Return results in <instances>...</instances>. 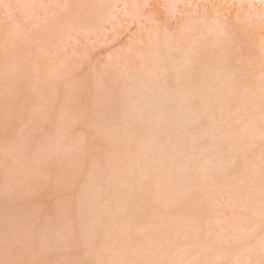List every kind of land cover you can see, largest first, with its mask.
<instances>
[{"label": "bare ground", "instance_id": "6f19581e", "mask_svg": "<svg viewBox=\"0 0 264 264\" xmlns=\"http://www.w3.org/2000/svg\"><path fill=\"white\" fill-rule=\"evenodd\" d=\"M65 4L72 7L65 10ZM261 13V0H2L0 101L6 88L7 63L8 86L19 87L31 97L29 108L38 109L35 123L28 122L30 113H26L18 126L28 125L26 137L41 128L54 136L58 94L69 83L60 77L91 74L95 78L98 71H107L114 90L105 91L100 104L109 119H127L133 129L128 135L122 134L119 142L128 148L127 155L134 163L118 170L111 189L107 184H95L87 171L79 177V187H84L98 206L97 215L108 218L105 230L119 232L120 210L127 208L141 217L143 229L156 238L155 246L139 259L172 264H243L248 260L260 264L264 252L258 179L253 186L241 168L232 172L216 167L204 174L195 192L176 202L173 193L187 186V170L195 161L185 146L183 132L188 111L178 100L175 104L169 101L176 78H185L186 50L198 45L207 65L203 71L210 74L221 51L216 47V38L220 32L225 33L228 47L240 52L242 60L238 57L240 63L232 61L224 70L250 90L241 113L247 122V128L242 126L239 132L243 142L226 145L225 151L239 154L242 162L247 153V159L254 160L258 170V128L264 118ZM42 96L47 97L46 103H40ZM136 104L146 117L154 118L152 123L132 118ZM41 115L49 118L41 120ZM87 134L95 135L90 129ZM161 136L167 144L155 143L145 151L152 137ZM2 143L0 115V146ZM52 147L55 150L54 142ZM146 188L159 201V215L154 220L144 212ZM242 190L256 199L255 209L246 207ZM63 195L61 189H43L35 198L40 202V211L46 212ZM17 207L27 211L24 201ZM53 258L70 262L83 258V253L69 244Z\"/></svg>", "mask_w": 264, "mask_h": 264}, {"label": "snow or ice", "instance_id": "6c2138e0", "mask_svg": "<svg viewBox=\"0 0 264 264\" xmlns=\"http://www.w3.org/2000/svg\"><path fill=\"white\" fill-rule=\"evenodd\" d=\"M261 2L264 4V0ZM62 7L67 10L72 5ZM259 19L264 25V13ZM215 44L221 51L210 74L203 71L207 65L201 59L199 46L192 45L185 53V78L177 77L172 85L173 96L169 103L175 104L178 100L188 111L183 132L187 141L185 146L189 147L195 161L187 170V186L178 187L173 195L176 202L190 196L200 187L204 174L216 167L232 172L241 168L248 173L253 186L259 180L258 212L264 252V118L258 128L261 153L257 170L255 161L247 159V153L242 162L239 154L225 151L226 145L243 142L239 132L242 126L247 128V122L241 113L250 90L224 70L232 61L240 63L241 53L230 50L223 32L218 34ZM107 77V71H98L95 78L91 74L80 78L62 75L60 79L69 83L58 94L55 135L51 136L47 128H41L35 135L26 137L24 131L28 125L25 124V128L18 125L24 122L26 113H30L28 122L35 123L38 109L29 108L31 97L24 95L19 87L8 86L10 72L6 63V88L0 101L3 118L0 264H172L137 258L141 254L147 255L156 244L155 236L143 229L141 217L135 211L121 209L120 231L105 230L108 218L97 215L98 206L86 195L85 188L79 187V177L87 171L95 184H107L111 189L118 170L134 163L127 155L128 148L119 142L122 134L128 135L133 129L127 119H109L100 104L103 93L114 90ZM46 102L47 97L42 96L40 103ZM261 107L264 109V81ZM48 118L47 115L40 117L41 120ZM132 118L146 123H152L154 119L146 117L138 104ZM89 129L94 131V136L87 134ZM155 143L167 144L168 140L162 136L152 137L150 143L145 144V151ZM141 186L145 187L143 182ZM43 189H61L64 193L46 212L40 211V202L35 198V194ZM241 198L247 201L248 209H255L253 196L243 194L242 190ZM21 201L26 203L27 211L17 207ZM144 201L145 215L156 219L159 201L154 199L150 188L145 190ZM69 244L81 251L83 258L70 262L53 258ZM243 264L253 262L248 260ZM260 264H264V259Z\"/></svg>", "mask_w": 264, "mask_h": 264}]
</instances>
